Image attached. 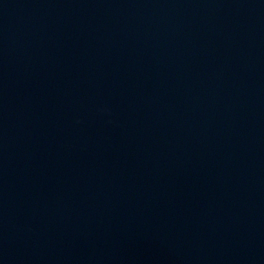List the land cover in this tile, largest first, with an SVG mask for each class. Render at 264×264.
<instances>
[{"label": "water", "instance_id": "water-1", "mask_svg": "<svg viewBox=\"0 0 264 264\" xmlns=\"http://www.w3.org/2000/svg\"><path fill=\"white\" fill-rule=\"evenodd\" d=\"M0 264H264V0H0Z\"/></svg>", "mask_w": 264, "mask_h": 264}]
</instances>
